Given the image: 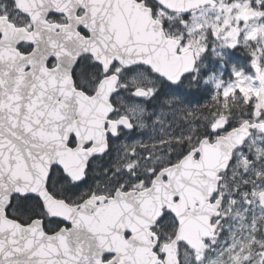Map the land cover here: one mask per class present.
I'll return each mask as SVG.
<instances>
[{"label": "water", "instance_id": "water-1", "mask_svg": "<svg viewBox=\"0 0 264 264\" xmlns=\"http://www.w3.org/2000/svg\"><path fill=\"white\" fill-rule=\"evenodd\" d=\"M16 1L17 9L31 18L34 31L15 30L0 19V113L7 117L0 124L3 128L0 132V164L3 165L0 167V230L27 237L25 243L40 241L41 248L46 249L44 255L54 258L57 264H101V253L106 246L98 243L96 230L71 222V217L79 218L80 214L53 199L47 191V181L55 167L69 177V172L77 165L81 164L84 171L89 160L106 153V124L113 137L119 127L128 132L134 127L127 118L115 123L108 120L114 112L110 99L118 91V76L103 79L89 97L74 89V66L82 56H89L103 68L105 75L116 62L125 70L146 67L153 75L173 85L170 81H178L182 73L189 76L194 72V52L179 53L180 41L167 38L162 24L153 19L151 9L137 0H97L98 3L87 4L89 13L79 24L89 32L90 38H71L67 47L66 27L54 35L53 27L35 22L38 10L48 13L51 9H30L23 7L21 0ZM152 1L174 15H188L217 6L214 0ZM64 10L59 13L66 15V8ZM20 43L32 46V53L20 56L15 49ZM50 59L57 62L56 69L51 71L46 69ZM189 63L190 74L187 73ZM253 70L256 75L260 72L258 66ZM135 95L144 98L146 92L138 89ZM261 110L264 111V90L258 98L256 115ZM224 126L225 120L219 121L213 132L222 131ZM252 130L264 135V125H241L225 137H219L214 144L202 140L198 148L178 164L159 172L149 190L140 193L130 205L122 206L134 210L130 214L134 223L128 229L135 250L132 264L141 263L140 242L148 238L150 228L163 209L174 211L180 222L174 243L182 241L190 248H202L201 240L210 238L208 222L212 212L219 207V201L213 206L208 201L217 192L220 175L228 170L234 151L242 146ZM71 135L79 146L92 144V147L87 151L79 147L68 149ZM195 156H199L197 161ZM17 196L39 199L50 218L67 221L71 230L62 229L50 236L43 231L41 222L24 227L9 219L6 211L12 198ZM176 199L178 203L174 204ZM120 200L117 197L104 206L101 217L109 219L114 215L112 210L120 207ZM194 205H198V215L181 212ZM103 225V235L112 232L111 223ZM99 233L100 230L97 235Z\"/></svg>", "mask_w": 264, "mask_h": 264}, {"label": "flooded vegetation", "instance_id": "flooded-vegetation-1", "mask_svg": "<svg viewBox=\"0 0 264 264\" xmlns=\"http://www.w3.org/2000/svg\"><path fill=\"white\" fill-rule=\"evenodd\" d=\"M96 1L21 0L19 3L23 7H29L30 9H51L52 11L48 13H46V10H38L35 22L47 27H53L54 35L59 34L61 29L66 27L67 47L70 45L71 38H83L85 40L90 38L89 32L79 24V21L89 13L87 4H95L103 0ZM107 1L109 2L110 0ZM137 2H143L146 6V0H137ZM17 3L18 1L13 6L12 0H0V5L7 6L6 10L8 13L7 18L0 14V19H3L7 25L12 26L15 30L32 33L34 31L32 20L17 9ZM64 8H66V15L59 13L65 12ZM4 11V8H0V13ZM157 21L161 23L159 20ZM73 25H75V28L72 27ZM71 28L74 29V32L70 31ZM1 39L2 36L0 35V41ZM15 49L20 56H28L34 48L26 43H20ZM238 51L245 58V60L243 57L239 59L242 66L247 62L250 63L247 60L250 55H247L244 50ZM195 61V70L191 76L195 74L198 68L196 57ZM56 67V60L50 59L47 61V70L51 71L56 69ZM207 67L210 68L209 66ZM253 67L254 65L250 69L252 73H254ZM258 67L260 72L257 76L255 75L258 79L255 85L256 90L248 99V102L239 107V113L232 115L227 104L226 118H223L225 120V128L217 134L213 132V119L207 122L206 125L201 123L200 125L209 130V134L206 138L200 140L196 138L190 151L197 149L203 139H207L211 144H214L219 137H225L230 130L241 125H264V111L261 110L256 115L258 98L261 91L264 90V68L263 66ZM138 71L147 72L155 80V86H146L148 87L146 89L133 87L134 84L130 83V79ZM208 72H210V69ZM111 75L118 76L119 84L117 93L110 99L114 112L108 120L111 123H115L121 118H127L134 129L128 132L119 127L116 136L113 137L108 133V125L106 124V153L89 160L84 171L81 164L77 165L69 172L71 175L69 177L65 176L56 167L51 169L46 188L53 199L64 202L68 208L80 214L79 218L71 217V222L79 223L85 229L89 225L90 228L96 230L98 243L106 246L105 251L101 253V264H132L135 259V250L134 242L132 243L131 241L132 234L128 229L134 223L130 216L134 210L122 208V206H128L133 203L135 197L151 188L153 180L159 172L178 164L189 152L178 160L172 159L171 152L167 153L165 161L154 169L153 174H151L148 166L150 158L146 156V152L150 150L149 143L140 145L138 150H132L128 154L124 141L132 140L131 137L136 134L137 128L130 119V115L127 114L126 109L135 102H144V106H146L147 102L154 97L156 88L161 87L162 83L146 67L125 70L116 62L111 66L109 73L105 75L103 68L95 64L91 57L82 56L72 71L74 89L91 97L102 80ZM138 89L146 92L144 98H139L135 95V91ZM230 120H234L235 123L231 124L233 128L228 129ZM198 127L199 124L195 126V128ZM67 147L70 150H75L79 147L81 151H87L92 147V144L79 146L77 139L74 135H71ZM198 158L199 156H195L196 161ZM238 166H240L239 171H236ZM220 178L221 181L218 184L217 192L208 201L210 206L215 205L219 201V207L215 212H212L211 219L208 222L210 238L201 240L202 248L200 250L190 248L182 241L174 243L180 228V222L174 211L163 209L160 218L150 228L148 238L140 242L138 252L141 255L139 256L140 264H231L225 260L227 255L233 257L232 264H264V135L262 133L257 130L250 132L249 138L234 152L227 172L221 175ZM163 180L167 181L166 178ZM117 197L121 199L120 207L112 210L114 215L109 217V219H103L101 217L104 212L103 207L110 201L116 200ZM229 197L246 201L247 209H249L247 211L248 214L244 210L241 222L242 232L238 241L234 243L236 247L233 250H230L228 244H226L228 243L227 240H229L228 232L226 230L223 231L225 224L224 210ZM13 201H16V206L12 210ZM29 201L30 204L33 203V206L27 204ZM86 203H88V207L82 209V206ZM177 203L178 200L176 199L174 204ZM197 207L198 205H194V208H185L181 212L187 215H198L200 211ZM10 211L15 212V218L19 219V221H15L24 227L36 221L41 222L43 231L50 236L62 229L70 231L72 228L67 221L64 223L58 219L50 218L40 200L35 197L21 198L17 196L12 198L6 211L7 217ZM252 213H255L254 222L250 218ZM103 223L105 225L112 224L111 233L105 235L101 233V229L104 226ZM98 230H100V233L97 235ZM217 242L218 245H215Z\"/></svg>", "mask_w": 264, "mask_h": 264}, {"label": "rangeland", "instance_id": "rangeland-1", "mask_svg": "<svg viewBox=\"0 0 264 264\" xmlns=\"http://www.w3.org/2000/svg\"><path fill=\"white\" fill-rule=\"evenodd\" d=\"M215 1V8L200 9L189 14L184 20L179 17L172 19L179 24V35L173 38L182 41L181 52L192 50L198 62L192 81H199L201 67L206 68L207 66L203 65L209 64L210 72L205 79H201V84L209 88L215 102L216 117L213 125L226 118L227 104L231 115L239 113V107L248 102L256 90L258 79L250 71L251 67L258 65L264 68V0ZM167 19L168 16L164 12L157 18L160 22ZM236 49L244 50L250 55L247 57L250 63L247 62L242 67L232 65L230 57ZM130 83L134 84L135 88L146 89V86H155V80L145 71H138L131 77ZM144 105V102H135L127 107V114L137 129L136 134L131 137L132 140L124 142L128 154L132 150H138L140 145L149 143L150 150L146 152V156L150 158L148 166L153 174L154 169L165 161L166 154L177 148L183 140L179 138L173 143L174 147H168L172 138L166 135L167 122L164 114L151 113ZM187 139L193 138L188 136ZM239 168L240 166L236 171H239ZM247 206L246 201L234 197H229L226 202L223 231L228 232L229 240L226 244L230 250L236 247L234 243L240 238L244 210L246 214L249 210ZM250 218L254 222L255 213H252ZM215 245H218V242ZM225 258L226 262L232 264V256L227 255Z\"/></svg>", "mask_w": 264, "mask_h": 264}, {"label": "trees", "instance_id": "trees-1", "mask_svg": "<svg viewBox=\"0 0 264 264\" xmlns=\"http://www.w3.org/2000/svg\"><path fill=\"white\" fill-rule=\"evenodd\" d=\"M146 6L152 10L154 18H159V14L162 10L159 9L154 2L146 0ZM164 13L168 16L167 20L162 21L163 29L167 37L173 38L174 36H178L179 24L172 19L179 17L184 20L188 15ZM238 50L239 49L233 51L230 61L231 64L236 67H242L239 59L242 57L244 58V56H241ZM203 66H208V64L205 63ZM201 69L202 75L201 78L199 77V81H192L193 76H190L187 79H184L183 84L179 86H171L156 77L162 85L161 87L156 88L157 90L154 97L146 104L147 111L164 114L167 122L166 135L167 137L172 138V140L170 139L168 147H174L173 143H176L179 138L183 140L181 143L179 142L177 148L171 151L173 160H178L187 154L193 148L196 138L198 140L206 138L209 134V130L200 124L205 123L206 125L211 119L214 121L216 117L214 116L216 115V109L215 102H213L212 99V93H210L209 88H206V86L204 87L203 84H201V82H203L201 79H205L210 68L201 67ZM233 123H235L234 120L229 121L228 129L233 128V125L231 127V124ZM198 124L199 127L195 128ZM188 136L193 139L186 140ZM27 204L33 206V203L30 204V201ZM15 206L16 201H13L12 210ZM8 217L19 221L18 218H15L16 215L13 211L8 213Z\"/></svg>", "mask_w": 264, "mask_h": 264}, {"label": "snow or ice", "instance_id": "snow-or-ice-1", "mask_svg": "<svg viewBox=\"0 0 264 264\" xmlns=\"http://www.w3.org/2000/svg\"><path fill=\"white\" fill-rule=\"evenodd\" d=\"M13 6H15L16 0H12ZM0 8H4L5 11L0 13L7 18V6L0 5ZM83 31V29H81ZM231 46V45H230ZM192 71L191 63L188 65V74ZM235 75H239V73H234ZM187 79L184 73L181 74L180 79L170 81L173 85H181L183 84V79ZM2 99V96H0ZM7 117L0 113V124L6 120ZM3 131V128L0 127V132ZM0 167H3L0 164ZM10 206V205H9ZM27 237H20L15 233H6L3 230H0V264H49L51 260V264H57L56 260L52 257L44 255L46 249L41 248L40 241H32L30 243H25Z\"/></svg>", "mask_w": 264, "mask_h": 264}]
</instances>
